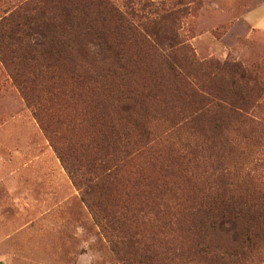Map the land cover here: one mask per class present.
<instances>
[{"label":"rangeland","instance_id":"1","mask_svg":"<svg viewBox=\"0 0 264 264\" xmlns=\"http://www.w3.org/2000/svg\"><path fill=\"white\" fill-rule=\"evenodd\" d=\"M17 1L0 0V10ZM147 1L160 5L163 32L185 46L176 64L188 84L239 102L236 114L221 115L162 71L163 87L148 98L144 118L154 156L133 158L125 181L134 217L124 232L137 241L130 264H264V239L229 254L240 222L203 231L193 220L217 195L264 211V0ZM252 10L257 25L246 17ZM226 61L242 68L236 84L218 67ZM11 72L0 57V264H129L93 218ZM82 109L77 100L71 112ZM186 112L191 121L181 119ZM138 170L150 177L137 179Z\"/></svg>","mask_w":264,"mask_h":264},{"label":"trees","instance_id":"2","mask_svg":"<svg viewBox=\"0 0 264 264\" xmlns=\"http://www.w3.org/2000/svg\"><path fill=\"white\" fill-rule=\"evenodd\" d=\"M159 9L147 0H18L0 10V57L93 218L129 264L127 254L137 241L124 232L134 217L125 181L133 158L154 156L144 118L148 98L159 97L163 87L162 71L184 81L193 97L221 115L236 114L239 102L198 94L188 84L176 64L185 46L177 34L163 32ZM218 67L229 72L232 84L243 76L238 63ZM132 77L142 85L132 88ZM77 100L83 109L71 112ZM65 101L70 112L64 113ZM186 113L181 119L191 121L194 114ZM136 177L150 175L138 170ZM224 197L204 201L193 220L203 231L240 222V236L227 246L233 245L230 255H243L264 239V211Z\"/></svg>","mask_w":264,"mask_h":264},{"label":"crops","instance_id":"3","mask_svg":"<svg viewBox=\"0 0 264 264\" xmlns=\"http://www.w3.org/2000/svg\"><path fill=\"white\" fill-rule=\"evenodd\" d=\"M260 7H264V5L260 6ZM247 19L252 22L254 25H257L256 23L259 22L257 21L258 19L256 17H254L253 15V10L248 12V14L246 15ZM261 22V21H260Z\"/></svg>","mask_w":264,"mask_h":264}]
</instances>
